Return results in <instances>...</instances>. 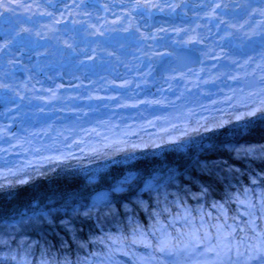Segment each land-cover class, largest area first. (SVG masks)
<instances>
[{"label":"bare ground","instance_id":"1","mask_svg":"<svg viewBox=\"0 0 264 264\" xmlns=\"http://www.w3.org/2000/svg\"><path fill=\"white\" fill-rule=\"evenodd\" d=\"M10 2L15 13L0 17V157L34 160L41 145L49 158L53 145L103 132L122 141L157 121L185 128L216 98L224 107L258 91L264 76L261 0ZM163 43L195 48L200 63L182 69Z\"/></svg>","mask_w":264,"mask_h":264},{"label":"trees","instance_id":"2","mask_svg":"<svg viewBox=\"0 0 264 264\" xmlns=\"http://www.w3.org/2000/svg\"><path fill=\"white\" fill-rule=\"evenodd\" d=\"M233 116L218 117L216 123L209 120L207 128L213 131L190 130L175 143L163 137L142 139L137 147L128 142H107L96 145L84 156H65L61 161L50 159L25 174L0 175V184L4 185L0 190L4 192L0 195V236L6 242L0 245V251L15 254L18 259L27 254L32 264H39L41 259L49 264H66V261L134 264V257L135 264H139V258L152 250L133 245V231H149L156 220L152 213L159 212V219L168 224L173 217L184 215L186 209L191 210L197 226L202 216L209 230L214 231L210 226L224 223V216L213 205L223 204L228 224H246L250 218L256 222V216L263 214L259 206L264 192V155L257 152L255 156L238 157L227 146L264 145V121H257L249 131L236 135ZM226 121L230 122L216 127ZM123 156L133 159L125 161ZM95 157L107 162L111 157L119 158L116 164L98 168L97 181L91 182L94 173L89 168L96 164ZM130 174L135 179L124 185L126 190L112 192L113 186ZM29 176L33 179L28 185L10 186V182ZM154 177V188L143 190ZM204 187L209 194L201 196ZM246 189L251 203L258 206L252 210V217L245 214L248 209L235 199L236 196L245 199ZM101 192L109 193L108 201L94 206L93 198ZM34 201L46 210L49 207L59 210L52 214L54 223L27 221L16 225L14 221L20 219L21 213L30 214ZM61 220L68 221L69 227H63ZM9 224L13 226L8 227ZM176 229L186 230L179 221L168 230L175 235ZM124 251L129 255H123ZM154 256L156 259L151 264H160L161 254L155 252ZM179 259L183 260V256Z\"/></svg>","mask_w":264,"mask_h":264},{"label":"snow or ice","instance_id":"3","mask_svg":"<svg viewBox=\"0 0 264 264\" xmlns=\"http://www.w3.org/2000/svg\"><path fill=\"white\" fill-rule=\"evenodd\" d=\"M261 2L264 3V0H261ZM0 9L4 10L0 12V17H2L5 12L15 13V9L11 7L10 0H0ZM233 79L237 78L233 77ZM257 87L258 91L250 92L243 100L237 101L232 105L233 108L239 107L246 109V111L234 117L237 126L234 127L233 131L236 135L249 131L257 121H264V76L260 77ZM227 99L232 100V97H228ZM228 122L230 121L219 123L216 127H224V123ZM213 130L212 128H205V131L210 132ZM169 142L175 143V141ZM181 147H183V145H181ZM227 147L229 151L234 152L238 157L241 155L255 156L257 152L264 155V145L246 146L243 144H231ZM129 158L131 159L133 157ZM11 174L14 175L15 173ZM32 179L33 177L31 176L28 178H20L15 182H10V186H12V184L21 186L28 185ZM133 179H135V177L131 174L125 177L122 181L113 186L112 192H124L126 190L124 185L130 184ZM155 179L154 177L153 180H149L145 184L144 190L153 189V181ZM169 179H171V177H169ZM253 183H256L255 179ZM2 189H4V185L0 184V190ZM208 194V188H202L200 195L206 196ZM0 195H4V192L0 191ZM244 196L245 199H240L239 196H236L235 199L239 204L244 205L246 209H248L245 214L252 217L254 215V211L252 210L255 208V205L251 203L249 190H245ZM108 197V192L97 193L93 198L94 206L96 203L107 202ZM124 207L128 209L127 205ZM213 207L217 208L224 216V223H217L210 226L214 231L209 230L202 216L200 218V224L197 226L191 215V210L186 209L184 215L173 217L172 221L168 224L163 223L159 219V212L152 213V215L156 217V220L155 223L150 226L149 231L143 229H135L133 231L131 243L133 245L139 244L144 248L152 250L147 256H141L139 258V264H151L152 260L156 259L154 256L155 252L161 254L160 264H264V230L257 231L255 221L250 218L246 226H250V231L255 233V235L250 237L245 234L243 237L238 238L236 227L227 223L228 216L224 209V205L214 204ZM260 207L261 211L264 212V192L261 193ZM58 211V209L51 207L46 210L44 207L40 206L39 202L34 201L30 206V214L28 212L21 213L20 219L14 221V223L18 225L27 221H32L40 223L48 222L51 224L55 221V217H53L52 214ZM178 221L183 223L186 230L182 231L176 229V234L173 235L168 229L175 228ZM60 223L65 228L69 227L68 221L61 220ZM12 226V224L8 225V227ZM241 231H243V229H241ZM250 240L255 242L249 243L248 241ZM5 243L3 237L0 236V245ZM122 254L125 256L129 255L126 251L122 252ZM181 256H183V260L179 259ZM233 256L236 258L233 259ZM7 261H13L14 264H32L31 260L27 258V254L18 259L15 254L0 251V264H6ZM39 264H49V262L46 259H41ZM66 264H71V262L66 261ZM82 264H92V262L86 261L82 262Z\"/></svg>","mask_w":264,"mask_h":264},{"label":"rangeland","instance_id":"4","mask_svg":"<svg viewBox=\"0 0 264 264\" xmlns=\"http://www.w3.org/2000/svg\"><path fill=\"white\" fill-rule=\"evenodd\" d=\"M226 102L225 99L222 98H216L215 101H213V105L216 107L215 109L211 110L208 115L206 117H204L202 120H194L191 119L189 121V123L185 126V128H181L179 126H173L171 128L168 129H162L161 122L157 121L155 126H151L148 127L142 131H139L138 133H135L132 136L127 137L125 140L122 141H114L112 140V138L109 136V133L107 132H103V133H99V134H94V133H89L87 134L85 137L82 138V140L80 141H76L73 143V146L71 149L65 148L63 149L62 147H60L59 145H53V148L57 151V155L46 158L45 155V147L41 146V145H37L35 147V158L34 160H20L18 158V156L15 154H5L4 157H0V175H13L11 173H15L14 175H18V174H25L27 172V170L31 169L34 166L40 165L43 161H47L50 159H55V160H62L65 156H84L86 155L87 152H90L92 150H94L95 146H101L106 144L107 142L111 141V143L117 144V143H132L133 147H137V143H139L142 139H155V138H165L167 139V141H175L177 140L178 137H181L185 132L190 131V130H196L197 128H206L209 125H207V122L210 121H216L218 117H225L227 114H230V116L233 118L235 117V115L246 111V109L244 108H233L232 105H228V106H224L221 107V104H224ZM228 117V116H227ZM226 117V118H227ZM216 119V120H215ZM235 120V119H234ZM212 122L208 123L211 125ZM47 138H49V134L46 135ZM203 138H207V137H203ZM109 140V141H108ZM160 144V143H159ZM132 152V151H131ZM88 154V153H87ZM120 156V155H119ZM54 157V158H53ZM109 156H104V158H108ZM124 157V160H126V158L129 157ZM133 157V156H132ZM94 158V157H93ZM118 158L119 157H111L108 162L107 161H102L100 158L95 157L96 160V164L93 165L92 168H89V170L93 169V173L90 177V181L91 182H96L97 181V172H98V168H106L109 164H116L118 163ZM133 159V158H131ZM124 169H126L127 167H123ZM95 179V181H92V179ZM107 177V176H106ZM145 186V185H144ZM249 188H251V184L248 185ZM144 188V187H142ZM144 190V189H143ZM255 196V195H254ZM256 203L259 205V201L257 202V200L255 199ZM254 201V202H255ZM256 208L258 206H255ZM259 210H261V207L259 206ZM262 212V211H261ZM263 214H260L261 217H258V215L256 217L257 220L255 222L256 225V229L257 231H260L261 227H264V212H262ZM244 224V223H243ZM245 226L242 227V224H237L234 225L237 229V236L239 238V233L241 232L242 234H247L248 236H254L255 233L250 231V226H246V224H244ZM241 229H243V231H241ZM264 230V229H263ZM249 243H254L255 241H248Z\"/></svg>","mask_w":264,"mask_h":264},{"label":"water","instance_id":"5","mask_svg":"<svg viewBox=\"0 0 264 264\" xmlns=\"http://www.w3.org/2000/svg\"><path fill=\"white\" fill-rule=\"evenodd\" d=\"M162 49L165 50L167 53L172 54L177 57L178 65L182 68H188L193 65H197L200 63V55L195 48L189 45H177V46H170L169 44L163 43ZM83 105L82 101H78L75 103L74 107L79 108ZM223 107V104H221ZM95 181V179H92Z\"/></svg>","mask_w":264,"mask_h":264}]
</instances>
